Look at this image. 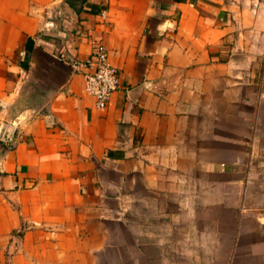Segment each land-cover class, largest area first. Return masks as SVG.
Returning <instances> with one entry per match:
<instances>
[{
    "label": "crops",
    "instance_id": "1",
    "mask_svg": "<svg viewBox=\"0 0 264 264\" xmlns=\"http://www.w3.org/2000/svg\"><path fill=\"white\" fill-rule=\"evenodd\" d=\"M96 1L0 0V101L21 51L66 69L2 121L0 264H264V0ZM95 41L103 109L64 61Z\"/></svg>",
    "mask_w": 264,
    "mask_h": 264
},
{
    "label": "rangeland",
    "instance_id": "2",
    "mask_svg": "<svg viewBox=\"0 0 264 264\" xmlns=\"http://www.w3.org/2000/svg\"><path fill=\"white\" fill-rule=\"evenodd\" d=\"M40 56L42 60H34L32 52L28 55L19 53L17 60H12L15 69L10 75L16 77L18 84L11 98L3 96L4 101H0V122L13 124L14 120L23 116L26 118L33 114L27 109L34 106L45 110L46 103L60 90L66 69L52 60L49 54L43 53ZM0 143H3L1 139Z\"/></svg>",
    "mask_w": 264,
    "mask_h": 264
},
{
    "label": "built area",
    "instance_id": "3",
    "mask_svg": "<svg viewBox=\"0 0 264 264\" xmlns=\"http://www.w3.org/2000/svg\"><path fill=\"white\" fill-rule=\"evenodd\" d=\"M101 12L104 13V9ZM50 26H53V23ZM20 53L24 54L22 51ZM64 61L74 71L81 73L83 89L93 97L94 104L97 108H105L111 94L122 86L120 70L110 63L109 51L101 41L94 42L89 56L79 58L78 56L71 55L64 58ZM6 138V128L0 122V139L5 140ZM262 227L264 230V215Z\"/></svg>",
    "mask_w": 264,
    "mask_h": 264
},
{
    "label": "trees",
    "instance_id": "4",
    "mask_svg": "<svg viewBox=\"0 0 264 264\" xmlns=\"http://www.w3.org/2000/svg\"><path fill=\"white\" fill-rule=\"evenodd\" d=\"M68 5H70L76 12H81L82 10L90 11L91 13L101 12L103 9L107 8V5L98 2L96 0H65ZM26 47L30 50L32 48L29 39L26 41ZM16 234L21 235L22 230L17 231Z\"/></svg>",
    "mask_w": 264,
    "mask_h": 264
}]
</instances>
